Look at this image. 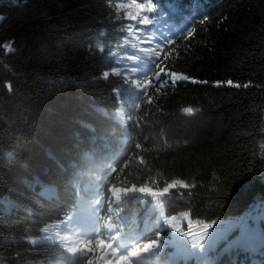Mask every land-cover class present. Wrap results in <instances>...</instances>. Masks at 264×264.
<instances>
[{
    "label": "trees",
    "instance_id": "1",
    "mask_svg": "<svg viewBox=\"0 0 264 264\" xmlns=\"http://www.w3.org/2000/svg\"><path fill=\"white\" fill-rule=\"evenodd\" d=\"M130 2L0 0V264H87L44 235L109 166L104 213L118 208L139 242L160 233L163 251L147 264H200L180 259L187 238L167 216L183 231L189 219L193 231L217 220L209 231L225 234L219 248L234 246L233 222L264 216V0H152V23L142 31L128 9L115 7ZM145 47L148 54L138 51ZM131 54L138 59L127 60ZM129 67L137 71L125 84ZM172 71L207 83L157 92ZM186 106L197 111L183 114ZM123 131L129 139L111 152L112 133ZM172 179L189 188L160 198L162 219L154 197L112 195L114 186L159 190ZM209 255L216 264H264L259 250Z\"/></svg>",
    "mask_w": 264,
    "mask_h": 264
},
{
    "label": "snow or ice",
    "instance_id": "2",
    "mask_svg": "<svg viewBox=\"0 0 264 264\" xmlns=\"http://www.w3.org/2000/svg\"><path fill=\"white\" fill-rule=\"evenodd\" d=\"M13 3L16 0H12ZM117 10L120 9H128L126 13V17L130 21L136 22V28L138 31H142L143 28L141 26H147L152 23V19L149 18V13H153L156 10V4L152 3V0H148L147 3H139L137 0H131L130 3H118L115 5ZM134 9V12L131 11ZM3 17H0L2 20ZM207 17H205V20ZM204 21H201L203 23ZM132 31L130 27L128 29ZM193 36V31L187 32V37ZM4 48H7L9 51H13L9 44H5ZM139 52L149 53L150 49L145 47L138 50ZM156 59L154 55H149ZM138 57L136 55H128L127 60L135 61ZM125 79L124 83L127 84L128 76L127 73L130 71L131 73H135L137 71L134 67H129L125 69ZM113 72L116 75H120V72L114 68ZM104 77L107 78L109 76L108 72H104ZM160 73H157L156 79L160 81ZM166 76H170V80H164L163 83H160V87L156 89L157 92L160 91L161 88L171 86L175 88L180 84V82H191V83H207V81H199L195 78H190L189 75L178 74L175 71L170 73H165ZM135 83V82H134ZM151 83V81H149ZM219 84V82H217ZM227 84L230 86H234L235 88H248L249 84H240L236 83L233 85V81L231 79L227 80ZM135 87L142 92V96L144 95L145 89L141 87L140 84H135ZM119 89H117V93ZM149 103L152 102V98L148 97ZM197 111L191 106L183 107L182 113L187 115H193ZM85 127H90L88 125H84ZM137 148H140V145H137ZM115 171V169H113ZM181 188H189V184H187L183 179H172L169 183H166L164 187L159 190H154L152 187L147 185L137 187L136 185H132L131 188L124 187H113L112 193L114 194L116 200L121 199V194L127 195L129 192H139L159 200L161 197L170 193V190H174L177 187ZM96 204L99 205L100 201L97 200ZM183 215L188 216V213H184ZM113 217L109 215L107 217L106 227L111 229H117L115 235L111 236L110 239H104L102 237H97L95 242L89 239L87 242L82 243L79 247H70L67 249L69 253H83L87 256V264H147L146 258L149 254L159 255L163 250L161 248V239L160 233L157 232L155 239H144L140 242L133 243L130 246H127L126 240H121V244L125 246V250L121 251L120 247H114L113 242L117 240V237L120 236L119 227L112 223ZM257 220H259L262 224H264V216L261 217H252L251 215L241 218L240 220L233 222L230 226L229 231L238 230L239 234L234 241V246H225L224 248H219L218 246L222 244L225 234L220 232L214 233L210 236V229H213V226L217 223V220H212L211 223H202L198 224L199 231H193L192 221L188 220V227L186 231H183L180 227H177L175 224L176 216L170 215L165 217V223L168 227L173 228L176 232H178L182 237H186L185 241L187 246L186 254L180 257L182 260H187L191 257H197L200 260V264H216L214 257H210L209 253L223 252L225 254L232 252L233 250H246L249 252L262 251L264 252V227L257 226ZM32 244H36V241L33 240ZM166 246V245H165ZM173 264V262H172Z\"/></svg>",
    "mask_w": 264,
    "mask_h": 264
},
{
    "label": "rangeland",
    "instance_id": "3",
    "mask_svg": "<svg viewBox=\"0 0 264 264\" xmlns=\"http://www.w3.org/2000/svg\"><path fill=\"white\" fill-rule=\"evenodd\" d=\"M86 189L87 186H83V191H81L82 194H77L75 208L65 220L58 223V229L54 231L50 230V232H47L44 235L45 238L54 239L60 242L62 247L66 250L70 247H78L79 241L82 240V237L79 236L80 231L83 230L84 226L92 224L97 217V213L99 212L101 204V193H94L93 196L89 197ZM112 195L114 197V201H116V198L113 193ZM97 200L100 201L99 205L96 204ZM155 206L159 209V215L157 216V219L164 218L165 208L163 200L159 199L157 202H155ZM114 219H116V222L113 221L112 223H115L117 226L122 225V223L119 222L118 216L113 218V220ZM111 230H114L113 235H115L116 229ZM119 231L120 233L122 232V230ZM129 232L131 234H136V230H130ZM121 240L122 239L117 238V245H120L124 248L125 246L121 244ZM123 240H126L127 244H129L130 241H133L129 238Z\"/></svg>",
    "mask_w": 264,
    "mask_h": 264
},
{
    "label": "bare ground",
    "instance_id": "4",
    "mask_svg": "<svg viewBox=\"0 0 264 264\" xmlns=\"http://www.w3.org/2000/svg\"><path fill=\"white\" fill-rule=\"evenodd\" d=\"M112 135L114 136L113 141H114L115 145H114V147L111 149V150H112L111 152H116L117 149H120V147H123V144H125V143L127 142V140L129 139V136L126 135V134L124 133V131H123L121 134H119V135H117V134H115V132H113ZM116 135H117V137H116ZM113 149H115V150H113ZM119 152H120V151H119ZM112 155H113V157L115 156L114 153H113ZM108 156H109V155H108ZM94 172H95V171H94ZM81 191H82V190L77 191L78 194H82ZM84 192H85V191H84ZM221 248H222V247H221Z\"/></svg>",
    "mask_w": 264,
    "mask_h": 264
}]
</instances>
